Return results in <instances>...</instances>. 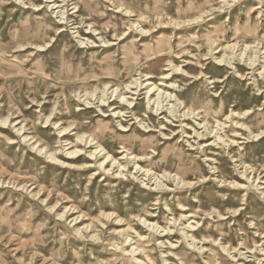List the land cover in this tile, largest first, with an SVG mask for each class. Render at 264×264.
<instances>
[{"label": "rangeland", "instance_id": "rangeland-1", "mask_svg": "<svg viewBox=\"0 0 264 264\" xmlns=\"http://www.w3.org/2000/svg\"><path fill=\"white\" fill-rule=\"evenodd\" d=\"M62 1L58 0L57 6H64V18L58 14L61 8L51 11L46 8L45 0H32L39 8L30 6L28 0L24 1L26 5L21 0H0V264H134L133 257L128 254L131 247L116 233L127 229L129 223L136 233L147 237V241H141L133 231L130 233L133 243L139 240L137 246L148 251L157 264H163L161 256L168 250L159 248L156 240L177 243L181 240L182 224L186 222L174 228L173 236L148 241L149 230L131 215H152L148 218L150 222L166 228L173 218L179 219L182 214L197 209L201 215L210 211L228 214L244 206L243 214L235 219L220 221L214 215V220L202 221L205 215L196 221L204 224L209 220L211 224H206L205 228L210 227L213 239L224 235L226 244L237 247L243 240L250 248L255 243L262 244L264 240L256 237V230L251 226V221L264 223L261 192L254 186L249 192L235 193L214 182L203 154L197 150L196 139L175 135L173 132L181 130L180 123L174 120L173 125H168L165 117L172 120L168 112L159 117L150 114L146 87L149 83L164 85L161 86L163 90L180 97L178 99L186 105L202 108L204 119L214 127L217 122L229 126L228 116L232 110L241 115L251 110L255 114L243 120L250 121L257 132L262 131L264 120L257 114L264 113V0H240L226 12L216 13L192 27H175L169 20L185 22L232 0H67L63 4ZM112 1L125 3L134 17L117 14ZM75 3L80 7L79 13H75ZM158 16H164L166 24L159 25ZM139 17L154 19L152 25L149 19L141 23V29L148 30L146 35L131 28ZM231 43H238L236 53H227L228 56L231 53L238 74L220 67L216 60ZM246 45H252L253 50H246L242 59L248 61L249 56L255 57L257 52L256 57L260 58L255 68L248 67L239 57ZM39 46L45 49L41 51ZM168 73L170 79H164L162 76ZM148 76L151 78L146 80ZM135 80L143 83L138 95H132L136 89L126 90L127 84ZM165 81L177 83L176 87L168 88ZM116 88L119 92L112 96ZM87 92L95 93L91 105L83 103ZM104 92L108 104L103 107L105 103L98 101ZM116 93L134 99L137 104L134 110L120 105ZM173 101L164 97L163 111L172 110ZM90 106L92 108H87ZM112 110H122L125 118H113ZM134 115L144 119L146 126L151 128H143ZM50 116L53 123L46 126ZM7 118L11 126L3 128ZM119 122L131 131L123 132ZM185 123L196 128L191 120ZM23 126L25 135L57 152L62 163L53 167L43 156L33 152L16 133ZM68 126H71L70 133L61 137L57 127ZM78 133L95 135L117 158H121L117 154L120 147L127 145L135 154L144 156L146 163L140 162V166L153 168L157 173L168 171L196 183L203 178L209 181L198 184L193 190L150 193V189L155 188L154 181L144 179L141 174L138 180L133 174L134 165L125 161L122 162L127 165L128 172L122 176L124 178L99 171L100 175L92 179L96 168L89 171L76 168L91 160L86 162L84 157L72 160L67 155L75 146L85 149L77 145ZM187 133L194 136L190 130ZM162 134L173 140L168 141ZM228 135L233 137L231 132ZM212 141L214 139H209ZM251 142L231 153L222 146L210 147L207 155L219 160L218 166L229 181L236 179L251 185L262 173L259 185L264 191V138ZM238 152L245 155L248 164L260 169L258 174L252 175L255 179L250 184L240 180L242 170L231 159ZM168 185L175 188L171 183ZM246 193L247 201L243 205ZM157 199L160 203L154 206ZM179 203L187 211L183 212ZM103 213H115L126 222L118 225L105 221L101 217ZM79 216L82 218L74 221ZM91 222L97 227L98 238L92 240L93 234L89 231L86 238L80 237L76 228ZM207 247L216 251L212 256L218 262L216 254L221 251L220 247L209 244ZM177 253L189 254L196 264L204 263L199 255L190 254L187 249ZM247 256L253 261L250 264H257L252 254ZM256 257L262 258L259 254ZM141 258L147 261L145 256H139ZM175 261L170 260L171 263ZM240 262L245 261L239 258V262L231 264Z\"/></svg>", "mask_w": 264, "mask_h": 264}, {"label": "bare ground", "instance_id": "bare-ground-1", "mask_svg": "<svg viewBox=\"0 0 264 264\" xmlns=\"http://www.w3.org/2000/svg\"><path fill=\"white\" fill-rule=\"evenodd\" d=\"M21 1L24 5H26V3L24 2L25 0H21ZM28 1H29V4L31 3L30 6L32 5V6H34V8H39V7H36L35 5L32 4V0H28ZM119 1H121V0H119ZM66 2H67V0H63L61 3L63 4ZM239 2H240V0H232L230 3H228V2L224 3L223 6H221L218 9H212L210 11H206V12L196 16L195 18L187 20L185 22H178V21H174V20L170 19L169 24L175 25V27H180V26L192 27L194 25L199 26L200 24L204 23L207 18L212 17L216 13H219V12H223V11L226 12L227 9L236 6L237 3H239ZM45 3L47 4L46 8L51 9V11L61 8V10L59 9L58 14H61L62 18H64V16H65L64 6H60V5L57 6L58 4H60V2H58V0H45ZM113 6L115 7L117 14H121L127 18L134 17V12H132L127 7V5L125 3L115 1V2H113ZM74 9L76 10L75 13L80 12V7H79V5H76V3L74 5ZM39 10L40 9H38V11ZM166 16L168 17L169 14L167 13ZM139 19H140V21H139ZM139 19L137 22L132 23L131 28L134 27L136 30H139V33L146 35L148 30H144L143 28L141 29L140 25L144 21H147L148 19L150 20V17H148V18L147 17H139ZM156 19L160 23L159 25L166 24L165 22H163L164 16H161V17L158 16ZM212 19H210V20H212ZM61 20L64 21V19H61ZM153 22H154V19L150 20L151 25ZM91 30H92V28H91ZM114 31H115V29H114ZM93 32L97 33V31H95V30ZM89 33L91 34V32H89ZM96 33H95V35H96ZM124 36H125V34H124ZM124 36L121 40L124 39ZM99 37H100V35H99ZM213 46H215V45L212 44L211 48H213ZM251 46L246 45L245 49L242 48V52H241V54H239V57H241V60H244L242 58L244 57V54L246 53L245 51L248 49H252ZM34 47H36V46H34ZM41 48L45 49L43 47H40V49ZM237 48H238V43L228 44L224 48L225 52L222 55V57L216 58L217 64L220 67H225L229 70H234V72L237 73V68L234 66V63H232L233 59L230 58L231 53H234L235 50L237 51ZM42 49H41V51H42ZM212 51H213V49H212ZM228 52H231L230 56H228V54H227ZM255 53H256L254 55L255 57L249 56L248 61L245 58L246 60H244V62L248 65V67L255 68L256 63H257L258 59L260 58V57L257 58L256 57L257 52H255ZM262 62L264 64V58H263ZM173 68H174V66H173ZM176 70H178V72L181 71L182 74L186 76L185 72H183L181 69L177 68ZM263 71H264V67H263ZM169 76H170V74L168 73V74L163 75L162 77L164 79L168 80V79H170ZM150 78L151 77L148 76L146 80H149ZM138 81L139 80H135V82H131L130 84H127V86H126L127 89L126 88L125 89L127 91L131 90V89L132 90L136 89L135 93H132V92L131 93H132V95H138L137 94L138 90L143 87V83H140ZM214 83H216V82H214ZM214 83H212V84H214ZM165 84L168 85V88L174 89L176 87L177 83L166 82ZM133 85H134V87L135 86L136 87L135 88L132 87ZM161 86H164V85H162V84L156 85L154 83L147 84V87H146L147 97H146V99H147V108L151 112L150 114H152L153 116L155 115V117H159V116H162L165 112H168L169 117L172 119V120H170L167 117H165L166 123L168 125H173L174 120L180 123L181 130L178 133L173 132L175 135L180 134L182 137L184 136L186 138L188 137L190 139L191 138L196 139L195 140L197 142L196 145L198 146L197 150H200V153L203 154L204 162L206 163L207 166H209L208 168H210V172L213 176V181L216 182L221 188H229V189L234 190L235 193H239L240 191L249 192L252 189V187L255 186L256 187L255 190H257V192H261V195L264 198L263 188L261 185H259L260 180H263L260 178L262 173L259 174L258 178H256V179L253 177L254 175L258 174V170H260V169H257L253 165L248 164L244 159L245 155L243 153L241 154L238 152V154L233 155L231 157V159L240 168L239 170H242V171H240V180L241 181H246L247 183L250 184V181L252 182L253 179L256 180V182H252L251 185H247L246 183L242 184V183L238 182V180H236L235 178L234 179L236 181L235 180L229 181L226 177L223 176L222 169L218 166L219 160L217 158L210 157L207 155V149H209L210 147H215V146L221 147L222 146V148L224 150H227V151H229V153H231L234 151L235 148H238V151H239L242 147V144H248V143H250V140L252 142H260V139L262 140V138H264V129L262 131L260 130L257 132L256 129L251 125L250 121H244L243 120L246 117L248 118L252 114H255V113L251 112V110H249L246 113H243V115H241V114H239V112L237 113L236 111L232 110L231 115L228 116L229 119L231 120L229 126L225 125L224 123H223L224 125L220 124L221 122H217V125L215 127L210 126L207 123V121L204 119V116H203L204 113L201 110L202 108L199 109V108L194 107L193 105H190V106L186 105L184 102H182V101H180V99H178L180 97L177 98V96L174 95L173 93L163 90L161 88ZM115 92H119L118 88H116L112 91V93H111V94H113L112 96H114ZM105 94L106 93L104 92L98 101L101 104H104V103L106 104V105L104 104L103 107L107 106V104H108L107 103L108 99L106 98ZM84 96H85V99H84L83 103H86L87 105H91V101L94 100L93 98L95 97V93L87 92V93H85ZM77 97H79V96H77ZM115 97L117 99H119L120 105L128 107V109L134 110V108L137 105V104H134V99L127 98L125 95L116 93ZM164 97L166 99H169L170 102H172V100L174 99L173 102H175V104L172 107L173 108L172 110L166 109V111H163L164 106H162L163 105L162 99ZM94 104H96V103H94ZM108 107H111V106H108ZM87 108H92V106L87 107ZM101 111H102V109H101ZM112 112H113V114L111 116L113 118H117V119L118 118L122 119L123 117L125 118V113L122 110L121 111L112 110ZM257 116L264 120V113H259V114H257ZM51 117L52 116L48 117V119L46 118L47 119L45 122L46 126H47V124L52 125L53 122L50 121ZM106 117H108V116H106ZM134 117L136 118L135 120H138V123L143 128H145L147 130H148V128H151L150 126H146L147 124H146L144 119H140L139 117H136L135 115H134ZM237 118L239 119V121L236 120ZM229 119H227V120H229ZM189 120L193 121L196 128H192L189 126V124L185 123L186 121H189ZM121 122H119V126L123 129V132H130L131 130H127L126 129L127 127L123 126V124ZM1 124H2V122H1ZM2 125L4 128L7 125L11 126V123H10L9 119L7 118L3 121ZM54 126H58V125L54 124ZM219 126L220 127L222 126L221 129L218 128ZM255 127H257V126H255ZM70 128H71V126H68L67 128L57 127V129L59 130V131L58 130L57 131L59 132L61 137L62 136L65 137L68 135V132L70 133ZM227 129H230V130L227 132ZM165 130H166V127H165ZM187 130L192 131L194 136L190 137V135L187 133ZM24 131H25V127L23 126L21 129L16 130V133L23 138L24 142L27 143L31 147L33 152L43 156L44 159L48 163H50L53 167L62 163L57 157V152L46 147L45 145L43 146L34 137H30V135H25ZM149 132H152V130H149ZM230 132L233 133V135H232L233 137H230L228 135ZM162 135L165 137V139L167 138L168 141L173 140V138L168 137L166 134H162ZM76 137H77V139H76L77 145L80 144L86 150L78 148V146H75L74 149H73V147L71 148L73 150L67 151V155L69 157H72V160L79 159L82 157H84L83 160L86 162H88V159L91 160L92 162L86 163V164L82 165V167H76V168H79V170H85V171H89L92 168L93 169L96 168L95 173L93 174V176H91L92 179H94V177L96 175H100V173L102 171L104 173L108 174V176L110 175L111 177L113 175H115V177H117V178H124L122 176H126L125 172H128L127 171V165H125L122 162V161H125L127 164H133L134 165L135 173H133V174L135 175V177L138 180L140 177L138 175L141 174V176L144 179H148V181H151V182L154 181L155 188L150 189V193H158L159 192L161 194H166L167 192L175 193L179 190L183 191L184 189L193 190L194 188L198 187V184H200V183L206 184V182L209 181V180H207V178H203V180L201 179L202 181L200 180V182L196 183L193 181H186L181 176H179L178 174H172L168 171H164L163 173H157L156 171L153 170V168L151 169L149 167L140 166L139 165L140 162L146 163L144 161V156L135 154L134 151H132L131 149H129L127 147V145H122L120 147V150L117 154H119L121 158H117L116 154L115 153L112 154L113 152L108 151L103 146V144H101V142L98 140V138L95 135H92V134L81 135L80 133H78L76 135ZM237 138L243 140L245 143L238 142ZM209 139H214V141L209 142ZM201 142H205V143H201ZM12 144H14V143H12ZM190 146L194 147L192 145H190ZM87 148L90 149L89 152L87 151ZM192 150H194V148H192ZM156 151L157 150H155V152ZM86 155H88V156L86 157ZM229 156H231V155H229ZM114 169H117V171L114 172ZM99 171H101V172L99 173ZM128 175H130V174H128ZM142 177H140V178H142ZM145 181H147V180H145ZM145 181H143V183ZM170 183L173 184L175 186V188H173V189L169 188L168 184H170ZM262 184H264V182ZM147 185H149V184H147ZM244 195L245 196L242 199L243 205L246 204L247 193ZM159 203H160L159 199H157L156 202L154 203V206H158ZM179 206L181 207V210L183 212L187 211V208L185 206H182L181 203H179ZM166 207L168 208L167 205H166ZM200 208L202 209V204L200 205ZM71 210L72 209H70V211ZM244 210H245V208L243 206V208H239L237 210L229 212L228 214H222L221 211H210L207 213V215L205 214L207 217H205V219H202V221L206 220L207 218L212 221L215 218L214 215H217V218L220 221H226V220H229L231 218L235 219L237 217H240L243 214ZM199 212H200V209H197L196 212L190 211L188 214H186V213L182 214L179 219L173 218L172 221L168 225L170 227H166V228H161V227H159V225L157 223L150 222L148 220V218H152L151 217L152 215H148V214H146V215L143 214L141 216H132L131 215V218H133L135 221H138L139 223H141L142 227H145L146 229L149 230L150 235H149L148 241L151 240V238H156V237L165 238V237L173 236L175 234L174 228H176L177 225L181 226L182 221L186 222V225L182 224V228H181V240L182 241L180 240L177 243L176 242L173 243V242H170L169 240L160 241V242H158V240H156L159 248L168 250L167 252L163 253L161 256V258L163 260V264H174V263L175 264H196V263H194V261H192V259L189 258V254L177 253L180 249L185 250V251L187 249V251H190V254L199 255L201 257V259H203V261H204V263H202V264H231L233 262H239V258L245 261L242 263L240 262L241 264H248V263L250 264L253 261L249 260L250 257H248L247 254H252L253 255L252 258L257 259L256 260L257 264H264V247H263L264 242L262 244L255 243L253 248H250L248 246L247 242L243 239H242L243 241H241L237 247L234 246V244H232V243L226 244L227 239L222 234H221L222 238L213 239L212 236L214 234L211 233L210 227L205 228L206 224L208 226L211 224L209 222V220L205 221L204 224H200L202 221H200V222L196 221L199 219V217L202 218L205 216V215L199 214ZM66 213L67 212H65V214ZM253 215L256 216V214H253ZM101 217L104 218L105 221H108V222L111 221V222H114L115 224H118V225L126 222V220L122 219L119 215H116L115 213H111V214H104L103 213V214H101ZM212 217H213V219H212ZM61 218H64V215H61ZM81 218H82V216H79L76 219H74V221H78ZM100 221L101 220L99 218L98 222H100ZM127 222H129V221L127 220ZM102 223L103 222H101V224ZM251 226L253 229L256 230V232H255L256 237L261 239V240H264V223L263 222H261V223L256 222L255 223L254 221L253 222L251 221ZM96 228L97 227L94 226V222H91L90 224L84 225L81 228H78V229L76 228V230H77L78 234L80 235V237H83V238H86L85 234L88 233V231H89L90 235L93 234L91 236V238H92V240H94L95 238H98ZM201 228H203L204 230H202ZM133 231L135 232L133 226L131 225V223H129L127 229L117 230L116 233L124 238L126 245L131 247V249H130L131 251H129L128 254H129V256L133 257L134 264H157L150 257L148 251H146L142 247L137 246V244H139V243H137L139 240L136 241L135 243H133L134 239L132 238V236L130 234ZM136 234L138 235V237L140 238L141 241H147L146 235H142L139 233H136ZM96 242H98V240ZM208 244L211 245L212 247H214V246L220 247L221 251H218L216 254V256L218 257V262L212 256L216 253V251H214L211 248H208L207 247ZM212 244H214V245H212ZM118 250H119V248H118ZM243 251H247V252H243ZM256 254H259L260 256H262V258L258 259L256 257ZM139 256H145L147 261H143L142 258L139 259ZM170 260H173V261L176 260V261L171 263Z\"/></svg>", "mask_w": 264, "mask_h": 264}]
</instances>
